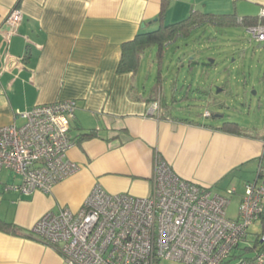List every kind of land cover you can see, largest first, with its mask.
Segmentation results:
<instances>
[{"label":"crops","instance_id":"crops-1","mask_svg":"<svg viewBox=\"0 0 264 264\" xmlns=\"http://www.w3.org/2000/svg\"><path fill=\"white\" fill-rule=\"evenodd\" d=\"M162 1L0 0V127L21 126L18 114L36 106L74 100L75 145L68 158L80 166L49 195L10 190L18 183L3 171L0 218L23 235L0 232V264H66L33 236L36 221L64 207L79 210L97 184L113 194L150 196L158 158L181 178L212 189L264 157V134L246 128L251 137L237 136L205 126L220 124L183 122L163 98L139 95L138 72L118 73L123 44L154 28ZM15 8L22 20L11 35L4 22ZM192 11L259 17L264 0H171L166 23ZM156 101L161 105L154 113ZM91 131L97 133L92 139H77Z\"/></svg>","mask_w":264,"mask_h":264},{"label":"built area","instance_id":"built-area-1","mask_svg":"<svg viewBox=\"0 0 264 264\" xmlns=\"http://www.w3.org/2000/svg\"><path fill=\"white\" fill-rule=\"evenodd\" d=\"M259 17L264 18V11ZM21 20L20 10L13 9L4 22L11 35ZM247 32L264 44L263 23ZM76 109L74 100L39 105L18 114L24 120L21 126L0 127V176L9 170L19 178L10 190L49 195L80 170L68 158L75 145L71 119ZM159 111L156 103L153 112ZM204 115L211 116L208 111ZM229 205L230 199L181 178L158 158L150 196L113 194L97 184L79 210L64 207L44 214L32 234L66 264H264V182L246 185L236 220L227 216ZM258 222L263 227L256 237L261 249L253 258L236 256L249 227Z\"/></svg>","mask_w":264,"mask_h":264},{"label":"rangeland","instance_id":"rangeland-1","mask_svg":"<svg viewBox=\"0 0 264 264\" xmlns=\"http://www.w3.org/2000/svg\"><path fill=\"white\" fill-rule=\"evenodd\" d=\"M157 28L155 25L150 31ZM164 55L160 60L158 49L152 48L142 58L136 80L139 95L148 98L154 94L160 101L163 98L174 115L208 124L238 122L258 135L264 134V44L252 40L247 29L233 24L205 23L186 38L179 37L169 44ZM160 101H156L158 107ZM206 110L216 116L222 114V117L199 116ZM74 122L71 119V123ZM258 167V163L246 164L211 189L230 199L226 211L228 218H238L248 184L245 182L256 181ZM4 171L19 183V178L13 179L11 171ZM259 182L263 183L264 177ZM262 232L259 222L250 226L247 240L240 245L236 255L253 258L255 253H247L245 248L253 246L256 236L261 237ZM162 264L176 263L165 261Z\"/></svg>","mask_w":264,"mask_h":264},{"label":"trees","instance_id":"trees-1","mask_svg":"<svg viewBox=\"0 0 264 264\" xmlns=\"http://www.w3.org/2000/svg\"><path fill=\"white\" fill-rule=\"evenodd\" d=\"M171 0L162 1L161 13L158 16L156 25L158 28L156 30L150 31L146 28L139 32L134 40L126 42L122 46V56L121 61L118 66L119 74L133 73L138 72L139 65L143 56L150 51L152 48L158 49V56L161 59L164 58V53L169 44L175 42L177 38L184 37L186 38L191 31L196 27H199L205 23H212L218 26H227V25H236L242 28L247 29L249 26L257 25L258 23L264 24V18L256 16H245L242 17V22L239 23V17L235 15H216L211 13H201L199 11H192L191 14L184 20L179 21L174 24L166 23L165 14L170 6ZM222 117V114H220ZM177 116V117H176ZM161 117V116H160ZM176 118H179L183 122H190L196 125H200L197 121L190 120L186 117L175 115ZM218 116L213 114V118L216 119ZM210 126L213 129L237 136L251 137L248 133V130L241 126L238 122L233 121H224L219 126L205 125ZM95 131L82 133L77 137L79 141L89 140L96 136ZM74 140V139H73ZM264 157L260 158L258 165L259 170L256 180L264 177ZM0 232L11 234V235H23L20 229L14 224L7 222L0 218ZM257 237V236H256ZM247 240V238H246ZM245 240V241H246ZM240 249V247H239ZM261 249V240H255L253 246L246 247L245 251L247 253H255ZM244 255V254H242ZM237 256V255H236Z\"/></svg>","mask_w":264,"mask_h":264},{"label":"water","instance_id":"water-1","mask_svg":"<svg viewBox=\"0 0 264 264\" xmlns=\"http://www.w3.org/2000/svg\"><path fill=\"white\" fill-rule=\"evenodd\" d=\"M156 20H157V19H156ZM156 20H155V21H156ZM143 27H145V25H143Z\"/></svg>","mask_w":264,"mask_h":264}]
</instances>
